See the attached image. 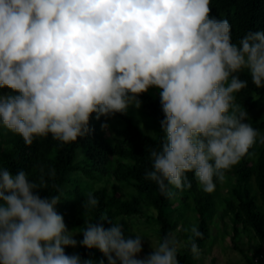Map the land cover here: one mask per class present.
<instances>
[{
    "label": "clouds",
    "instance_id": "obj_1",
    "mask_svg": "<svg viewBox=\"0 0 264 264\" xmlns=\"http://www.w3.org/2000/svg\"><path fill=\"white\" fill-rule=\"evenodd\" d=\"M210 11V0H0V89L10 90L0 94V126L28 146L49 135L76 142L90 131L93 114L126 115L155 88L163 136L149 150L145 179L173 199L191 187L193 173L202 191L213 193L257 142L264 144L237 103L248 86L241 72L264 88V31L234 43L230 22ZM39 189H47L43 175L37 182L23 169L13 175L0 168V264H93L65 253L77 246V233L56 211L61 195L42 198ZM98 204L86 193L84 209ZM89 221L79 245L98 249L107 264H179L173 236L138 258L143 236L125 237L121 223L104 217L111 227ZM190 231L197 255L194 238L203 234L194 225Z\"/></svg>",
    "mask_w": 264,
    "mask_h": 264
},
{
    "label": "trees",
    "instance_id": "obj_2",
    "mask_svg": "<svg viewBox=\"0 0 264 264\" xmlns=\"http://www.w3.org/2000/svg\"><path fill=\"white\" fill-rule=\"evenodd\" d=\"M210 7V17L230 22L234 43H239L249 31H264V0H210ZM239 75L242 80L248 81V86L237 94V103L250 114L245 122H250L264 134V116L253 115L264 105V88L252 84L247 71ZM140 100V109L129 108L131 115L117 113L97 120L93 114L88 134L66 144L53 140L49 135L35 139L28 146L20 136L0 126V168L8 169L13 175L23 169L30 180L37 182L43 175L47 189H39L38 194L42 198L49 195L66 198L57 204L58 213L63 216L68 230L79 234L80 240L83 236L79 232L85 227V220L103 223L105 228L111 227L106 221H100L104 217L126 228L129 219H145L148 225L158 227L160 240L165 235L173 236L183 224L182 235L188 242V237L192 235L190 229L196 226L203 235L194 238L195 243L199 250L208 253L214 243L212 228L218 221L228 228L229 220L234 249L245 255L237 240L246 235L250 243L258 244L254 255L258 258L257 263H262L264 144L257 142L237 165L226 172L224 182H217L213 193L203 192L194 174L188 173L191 187L177 191L175 198L168 199L154 182L145 179L146 170L152 167L149 150L158 145L163 136L160 121L164 115L159 92L151 88L140 96ZM103 123L109 125L110 135L101 128ZM142 123L145 127L141 126ZM51 169L55 170L54 177L48 175ZM77 175L93 181L105 180L104 188L92 191L99 200L97 207L83 208L86 190L91 186L84 185V180ZM68 185H73L74 189H68ZM223 188H227V196L222 193ZM78 193L82 194L76 200ZM73 249L66 247L65 253L70 255ZM76 254L82 259H91L93 264H99L101 260L106 264L107 261L95 248L80 246ZM245 257L254 264L248 255ZM178 260L179 264H199L197 255L191 252L190 243L178 253ZM213 262L217 264L218 261L214 259Z\"/></svg>",
    "mask_w": 264,
    "mask_h": 264
},
{
    "label": "rangeland",
    "instance_id": "obj_3",
    "mask_svg": "<svg viewBox=\"0 0 264 264\" xmlns=\"http://www.w3.org/2000/svg\"><path fill=\"white\" fill-rule=\"evenodd\" d=\"M9 92L10 90L7 88L0 89V94H7ZM128 114L131 115L130 112H128ZM248 115L250 114L248 113ZM253 115L263 117L264 116V105L260 109H258L256 112H254ZM141 126L145 127V124L142 123ZM106 134L110 135L109 129L106 130ZM76 177L83 179L84 185L89 184L91 186L89 189L86 190V193L102 189L106 185V182L104 179H101L99 181H93V180L83 177L82 175H77ZM67 188L73 190L74 186L68 185ZM82 193H78L75 196V199L76 200L79 199ZM222 193L226 194L227 196V188H223ZM65 199L62 198L61 201H64ZM56 211L58 212V206H56ZM227 224H228V228L224 227V225L220 221H218L215 224V226L212 228V235L214 237L213 246L211 248V251L208 253L202 250H199V253L197 254V257L199 259V264H214L213 262L214 259L215 260L217 259L218 261L217 264H251V262L248 261L245 255H248L253 260L254 264H264V252H263L262 263H257L256 260L258 258L255 257L254 255V248L257 247L258 244L250 243L246 235L241 236L240 239L237 240V245L242 251L245 252V255L241 253L240 251L234 249V243L232 242L233 233L231 232V223L229 220H227ZM122 228H123L125 237H130L134 239L135 238L134 234H139L144 237L142 240V252L138 254V258H143L152 251L151 243L153 244V246H155L160 242V237L158 235V227L154 224L148 225L145 219H141V220L129 219V221H127V227L126 228L122 227ZM182 230H184L183 224L180 225L179 229L173 235V237H175L180 242L179 252H183L189 245V243L186 241V239L182 235V232H183ZM225 232H228L229 234H225ZM74 233H77V232H74ZM74 238L78 241V243L70 255L74 253L76 254L78 248L80 247L79 234L77 233V235ZM106 264H107V261H106Z\"/></svg>",
    "mask_w": 264,
    "mask_h": 264
}]
</instances>
